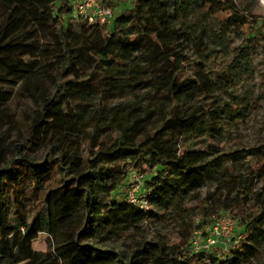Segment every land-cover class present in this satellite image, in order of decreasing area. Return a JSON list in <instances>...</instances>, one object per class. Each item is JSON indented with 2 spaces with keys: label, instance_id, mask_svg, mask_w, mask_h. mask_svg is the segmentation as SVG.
<instances>
[{
  "label": "trees",
  "instance_id": "16d2710c",
  "mask_svg": "<svg viewBox=\"0 0 264 264\" xmlns=\"http://www.w3.org/2000/svg\"><path fill=\"white\" fill-rule=\"evenodd\" d=\"M112 2L103 0L108 7ZM199 4L232 11L230 25L252 29L234 54L199 61L203 70L197 80L183 77L189 64L176 46L197 44L188 25ZM242 10L232 0H135L103 27L75 19L70 0H0V118L8 117L10 103L22 96L37 107L30 128L32 137L36 131L40 135L30 147L14 145L12 157L0 150V264H247L255 259L264 240V146L210 160L208 152L184 143L206 125L210 110L198 104L201 98L217 93L220 80L232 84L235 62L264 42V17ZM70 21L80 26V35ZM31 56L39 61L15 64ZM44 79L51 91L44 89ZM99 87L118 98L149 89L163 105L159 123L152 125V114L140 105L131 108L128 122L103 124L105 108L91 110L93 89ZM96 114V125L89 126ZM40 146L53 150L61 175L48 194L50 221L42 210L27 215L24 193L27 185L39 192L54 174L51 164L38 165L23 153ZM248 158L247 168L236 174L235 165ZM144 166L150 169L144 189L151 207L185 204L207 184L231 183L220 201L222 209L236 213L238 230L230 242L240 240L237 250H227L222 259L217 251L193 254L187 239L171 250L143 247L127 262L97 250L95 239L149 220L150 212L119 200L120 188L130 186ZM203 210L204 217L215 216L208 207ZM48 231L68 239L57 247L49 243L46 253L35 251L33 243Z\"/></svg>",
  "mask_w": 264,
  "mask_h": 264
},
{
  "label": "rangeland",
  "instance_id": "374dc122",
  "mask_svg": "<svg viewBox=\"0 0 264 264\" xmlns=\"http://www.w3.org/2000/svg\"><path fill=\"white\" fill-rule=\"evenodd\" d=\"M70 1L74 6L75 1ZM134 1L113 0L109 7L112 8L116 16L125 8L130 7ZM232 1L237 8H246V11L242 10L240 14L244 15L249 11L253 13L252 17H264V0ZM232 15V11L223 12L211 5L199 4L197 12L190 18L188 25L191 35L198 37L196 38L197 44L187 45L184 43L176 46L178 52L183 53L189 64L183 77L200 80L203 69L198 65L199 61L205 57L215 59L223 53L232 55L238 48L246 44V39L252 28L244 27L242 23L237 22L230 25ZM70 23L74 31L80 35L82 33L80 26L74 21H70ZM255 44L253 49L248 50L235 62L232 84L228 85L225 81L220 80V87L216 88L217 93L205 99L201 98L198 102L201 107L213 112H206L208 116L204 119L206 125L202 132L193 139H185L184 143L191 149L198 148L208 152L210 160L236 151L254 153L258 148L264 146V42L258 41ZM38 61L39 56H31L18 60L15 64L23 66ZM88 73L89 71L84 74ZM217 79L214 78L213 82H216ZM50 84L45 79L43 80L44 89L51 91L52 85ZM192 89L197 93L196 88ZM93 90L95 93L92 98L91 110L96 112L105 108L103 124L107 126L128 122L127 120L132 119V115H134L131 108H140V105L152 114V125L156 126L160 121L158 117L163 105L159 98L153 97V93L149 89L138 92L137 97L128 93L124 98H118L119 94L115 96L116 98L110 97L102 87ZM119 108L126 114L121 113L122 110L119 111V114L117 111ZM36 109L37 107L33 103L22 96H16L12 100L7 112L9 116L0 118V150L3 149L12 157L14 145L30 147L31 142L38 143L39 132L36 131L37 134L32 137L30 128ZM95 116L96 120L90 122L89 126L96 125L99 116L97 114ZM81 137L83 140L86 139L83 135ZM23 153H28L38 165L48 163L53 166L54 174L39 192L30 189L29 185L24 191L27 215L34 217L38 210H42L43 215L50 221L53 202L52 200L48 201V194L61 183V175L56 166L57 156L52 149L45 146ZM248 160L249 158L235 165L236 174L247 168L245 163ZM227 166H232V164L228 163ZM149 172V167L144 166L140 174L132 175L130 186H123L119 190L121 193L119 200L133 201L140 209L150 212L149 220L126 233H119L107 239H95L91 243L97 250L115 254L117 261L127 262L135 251L143 247L152 250L161 248L171 250L180 246L187 239H190L191 243L196 237H202L204 232L213 226L215 220L223 216L232 219L235 224L234 232H237L236 213L222 209L220 201L223 198V191L228 189L231 183L224 185L223 188L215 184H207L185 204L175 203L168 209H163L157 206L151 207L147 201L150 194L144 189V179L147 178ZM12 204L13 200H10V210L14 213ZM204 207H208L210 212H215V216L204 217ZM204 221L211 222L204 225ZM67 239V237L55 238L52 232L48 231L39 235V238L33 243V249L40 253H46L49 243L57 247ZM238 241L240 240L227 241L226 249L228 251L230 249L237 250ZM221 247H225V244H222ZM226 249L217 248L214 251H217L218 257L222 259L228 253ZM255 255V259L248 261L247 264H264V240L258 242Z\"/></svg>",
  "mask_w": 264,
  "mask_h": 264
},
{
  "label": "built area",
  "instance_id": "2783aa9c",
  "mask_svg": "<svg viewBox=\"0 0 264 264\" xmlns=\"http://www.w3.org/2000/svg\"><path fill=\"white\" fill-rule=\"evenodd\" d=\"M74 1L73 16L75 19L86 21L89 24L110 27L115 14L112 8L103 3V0ZM132 196L134 195L132 194ZM234 231L235 224L232 219L227 216L220 217L215 220L211 228L209 227L207 229L206 237L202 235V237L199 236L192 240L189 253H212L217 248H223L225 250L228 245L227 241L230 242L235 237V234L232 236L235 233ZM222 244H225V247H221Z\"/></svg>",
  "mask_w": 264,
  "mask_h": 264
}]
</instances>
